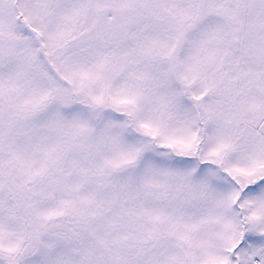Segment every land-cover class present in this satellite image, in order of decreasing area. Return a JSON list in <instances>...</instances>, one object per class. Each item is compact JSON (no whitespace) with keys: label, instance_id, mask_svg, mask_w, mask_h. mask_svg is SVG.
<instances>
[{"label":"snow or ice","instance_id":"1","mask_svg":"<svg viewBox=\"0 0 264 264\" xmlns=\"http://www.w3.org/2000/svg\"><path fill=\"white\" fill-rule=\"evenodd\" d=\"M0 264H264V0H0Z\"/></svg>","mask_w":264,"mask_h":264}]
</instances>
